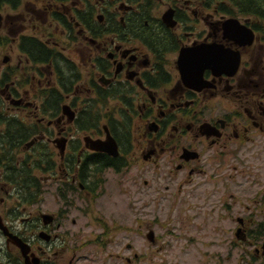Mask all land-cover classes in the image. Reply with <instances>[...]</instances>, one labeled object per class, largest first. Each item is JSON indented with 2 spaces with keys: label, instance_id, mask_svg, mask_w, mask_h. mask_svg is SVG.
<instances>
[{
  "label": "flooded vegetation",
  "instance_id": "1",
  "mask_svg": "<svg viewBox=\"0 0 264 264\" xmlns=\"http://www.w3.org/2000/svg\"><path fill=\"white\" fill-rule=\"evenodd\" d=\"M24 1L0 0V264H195V232L264 264L262 2L26 3L76 31V62L23 33ZM105 125L116 156L90 148Z\"/></svg>",
  "mask_w": 264,
  "mask_h": 264
},
{
  "label": "rangeland",
  "instance_id": "2",
  "mask_svg": "<svg viewBox=\"0 0 264 264\" xmlns=\"http://www.w3.org/2000/svg\"><path fill=\"white\" fill-rule=\"evenodd\" d=\"M78 0H68L66 2V7H71V5ZM93 2V1H92ZM26 3L32 4L34 6V10L38 9V7L42 6L41 8L45 9L46 12L50 11V5L49 8H47L48 3H53L55 8H59V3H55L53 0H44L43 2H39L37 0H31V1H24L23 6L19 9L21 12L20 17L22 18V22L24 25V30L23 33L26 35H34V36H38L40 38H42L46 43V45L53 46L52 43H56L58 45L59 49L65 48L64 52H67V54H70L69 56H72L74 58V60L77 62V58L78 57V51H82V46H75V42L77 41V38L75 37V35L77 34L75 30H71L69 31V29L64 28L63 26H58L56 25V23H50V19L49 16L47 15V21H41L38 18L34 17L32 11L29 9L28 6H26ZM57 4V5H56ZM262 4H264V2H262ZM99 6H96V9H98ZM42 10V9H40ZM12 13V11H10ZM19 16V13H17ZM96 15V14H95ZM94 15V16H95ZM4 24V22H2ZM49 23V24H47ZM5 25V24H4ZM7 27L5 26L4 28H2L0 30V36H4L8 38V42L10 41V37L8 36V33L6 32ZM41 31V32H40ZM68 32H70V34L68 35ZM12 37V36H11ZM79 41V39H78ZM7 42V43H8ZM58 42H62V43H58ZM11 43V42H9ZM48 43V44H47ZM81 48V49H80ZM7 48H3L0 46V69H2V59L3 56L5 54H7ZM73 50H75L74 53ZM77 54V56H76ZM86 54H84L85 56ZM78 63H81V60L78 61ZM28 66V64H27ZM20 68H27L24 67L23 64L20 65ZM30 70H33L31 67H28ZM27 68V69H28ZM26 69V70H27ZM36 74V73H35ZM40 77H42L40 75ZM47 119V117H46ZM42 126L40 125L39 129L41 130ZM43 145V143H41V146ZM40 146V144H39ZM37 158V157H34ZM33 160H28V163L32 164ZM38 175H43L45 176L47 173L46 172H42L41 170L36 172ZM110 175H113L114 172H107ZM30 177L28 175V179L30 180ZM113 180H115L114 176H111L109 178V181L112 183ZM195 264H201V263H206V264H217V262L215 261L216 257L218 254H221V256L225 257V255H227L225 252L224 253H220L218 251L220 245H218L215 241L217 239L216 236H202L200 234H197L195 232ZM216 251V252H215ZM218 251V252H217ZM237 252H234L231 256V259L228 261H225L224 258L223 260H219L218 263H222V264H238V261L235 263V259L237 260ZM193 254V253H192ZM192 254L189 252L184 251V257H185V261L191 262V257ZM187 264V263H184Z\"/></svg>",
  "mask_w": 264,
  "mask_h": 264
},
{
  "label": "trees",
  "instance_id": "3",
  "mask_svg": "<svg viewBox=\"0 0 264 264\" xmlns=\"http://www.w3.org/2000/svg\"><path fill=\"white\" fill-rule=\"evenodd\" d=\"M57 1H65V0H57ZM260 2H264V0H260L259 2L254 1V0H252V2H251L249 0L248 4L257 5ZM261 6H264V4H261ZM24 46H25L26 53L31 56L30 58L33 61H37V62L47 61L44 59L46 58V54H48V50L39 41H36L35 39H26L24 42ZM0 115H1V113H0ZM0 120H1V118H0ZM11 130L15 131L14 129H11ZM123 135H125V133H123ZM46 163L47 162L45 161L44 156L39 157V163H38L39 166L42 164H46ZM25 172H27V171H25ZM25 176H26V174H25Z\"/></svg>",
  "mask_w": 264,
  "mask_h": 264
},
{
  "label": "water",
  "instance_id": "4",
  "mask_svg": "<svg viewBox=\"0 0 264 264\" xmlns=\"http://www.w3.org/2000/svg\"><path fill=\"white\" fill-rule=\"evenodd\" d=\"M236 21L233 19V20H230L229 21V25L230 26H232V24H234ZM232 23V24H231ZM248 36H249V41L251 40V36H252V33H251V31L250 30H248ZM181 57H182V55L180 56V58H179V64L181 65L182 64V59H181ZM211 63V62H210ZM221 63V62H220ZM181 72H183V68H182V66H181ZM107 135H108V132H107ZM110 142H113L112 141V139H109V141H108V143H110ZM98 145H99V143H97ZM116 149V147H115V145L113 144V150H115ZM263 247H264V242H263Z\"/></svg>",
  "mask_w": 264,
  "mask_h": 264
}]
</instances>
